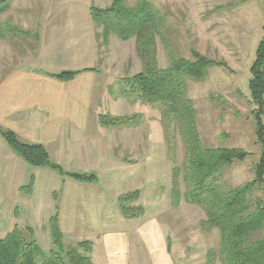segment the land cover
Instances as JSON below:
<instances>
[{"label":"crops","instance_id":"crops-1","mask_svg":"<svg viewBox=\"0 0 264 264\" xmlns=\"http://www.w3.org/2000/svg\"><path fill=\"white\" fill-rule=\"evenodd\" d=\"M10 2L7 10L13 6V0ZM60 7L62 0H21L11 13L15 17L13 23L21 24L25 33L22 38H17L23 49H18L17 56L8 62L4 55L13 50L8 47L12 51H6L0 37V126L13 130L22 141L43 144L49 154L58 151L68 156V151H72L69 156L83 163L88 160L89 164L103 162L102 165L119 167L125 164L131 167L155 165L157 148L153 127L152 131L148 129L151 126L147 125L149 120L143 122V128L141 124L128 123L121 127L104 126L99 121V116L104 113L128 116L138 110L139 101L122 94L125 69L122 70L123 65L120 67L113 59L111 39L104 38L102 29L89 12L84 15L66 13L69 11ZM56 8L58 13H49ZM17 11L19 14H15ZM122 42L118 44L120 52ZM55 69L79 72L69 80H60L50 75L58 73ZM139 133L149 135V140ZM97 135L103 140L97 141ZM156 140L160 152L159 133ZM10 158L13 173L18 171V166L22 168V174L23 169L26 172L30 164L24 159V163L19 161L13 153L1 158L0 165L6 166ZM35 170L36 174L29 176L33 177V185L27 198L35 200L44 195L47 198L45 211L54 206L58 208L59 227L68 242L92 241V264H185L187 252L192 258L189 250V240H194L192 230H186L185 224L183 227L176 224L177 227L172 229V220L167 214L177 215L175 208L170 212L161 207V201L157 199L152 204L144 201V186H138L139 197L135 203L143 210L139 216L124 218L117 201L108 218L101 203L104 200H98L107 195L108 186L100 181L102 177L96 175L93 182L64 179L59 183L53 169L38 166ZM156 176H153V182H158ZM148 180L151 182V176ZM60 185V195H55ZM90 186L99 189L87 192L93 202H90V216L83 218L77 216L76 203L78 197L84 196L85 187ZM93 206L97 213L92 216ZM41 213L40 208L34 209L35 219H39ZM51 216L48 214L41 226H47ZM79 223L82 225L78 226ZM183 231L185 235L180 236ZM200 238L201 233L195 239Z\"/></svg>","mask_w":264,"mask_h":264},{"label":"rangeland","instance_id":"rangeland-1","mask_svg":"<svg viewBox=\"0 0 264 264\" xmlns=\"http://www.w3.org/2000/svg\"><path fill=\"white\" fill-rule=\"evenodd\" d=\"M125 1L128 6H133L137 0ZM148 1L156 9H154V15L159 12L163 18L160 25L161 34L155 36L158 66L166 67L169 64L170 52L176 57L191 58V51H197L214 60L223 59L233 69V73H230L221 67H211L205 79L200 81L189 80L188 95L196 109L197 125L203 145L239 147L249 153L243 161L234 162L223 169L221 172L222 181L230 186H237L251 180L253 178V166L259 158L260 146L255 140L254 123L251 116L252 105L247 89V70L253 59L254 49L264 22V11L260 2L257 0ZM110 2L111 0H62L60 9L65 8L69 11L66 13L84 15L89 12V4L105 7ZM20 3L21 0H13L12 8L0 14V24L1 26L4 25L1 30L4 36L2 35L1 40L5 42L6 51L11 50L10 47L13 50H11L13 53L7 52L6 57L4 55L6 62L11 61L13 57L15 58L18 49L22 48L18 39L22 38L24 34L16 30L12 33L11 29V32L7 29V27L14 25L23 31L20 28L21 24L18 26L13 23L15 17L14 14H11ZM19 12L17 11L15 14H19ZM31 12L35 11L31 10ZM58 12L57 8L49 11V13ZM108 38L111 39L110 47L112 48L113 59L120 67L123 65L122 70L125 69V77L139 72L142 69V61L136 49L135 37L121 39L117 34L110 33ZM120 40L123 41L121 52L118 46ZM120 53H122L121 56ZM60 71L56 70V72ZM122 86L125 88L124 83ZM122 94L139 101L136 108L138 110L131 115H126V122L129 125L141 124L140 127L143 128V122L149 120L147 123V125H151L148 128L149 131H152L153 127L155 147L157 148L154 155L155 160L153 159L155 165L145 164L142 167H131L125 164L119 167L117 165H102L103 162L89 164L88 160L82 158L86 160L85 164L83 161L71 158L69 155L72 154V151H68V156L58 151H50L51 159L60 164L64 170L78 173L87 171L102 177L100 181L108 186L107 198H99L98 200H104L101 203H103V209L107 210L108 218L113 205L118 201L116 197L119 192L124 193L138 189V186L140 188L144 186V201L147 200L146 202L152 204V201L157 199L161 201V207H166L170 212L175 208L177 215L170 216L167 214L168 219L172 220V229L176 224L178 227H183L185 224L186 230H192L194 236L192 240H194H189L192 258L187 252V260L184 263L209 264L206 260L207 251L210 249L217 251L219 231L216 227L207 229L203 223L206 219L204 208L197 203H190L184 196L186 191V183L183 179L185 147L180 135L172 126L168 129L163 127L157 108L142 103L137 96L128 95L124 90ZM143 111L146 113H142ZM124 125L126 124L112 125V127ZM158 133L160 152H158L156 140ZM139 136H144L145 139L149 140V135L139 133ZM102 140L101 136L97 135V141ZM112 150L121 154L119 150ZM11 153L17 155L19 161L24 163L23 158L0 135V159H4ZM12 164L10 158L6 166L0 165V232H8L15 223L21 226H31L37 243L44 252H47L52 246L50 228H47L49 225L47 222V226H41V224L48 214L50 216L58 212V208L54 206L45 211L47 198L44 195L41 198L36 197L35 200H29L28 194L24 193L27 188L22 187L28 185L30 174H36V167L27 164L28 168L26 172L23 169L22 174V168L18 166V171L13 173ZM174 169L177 170L176 173H173ZM51 171L58 177L59 183L63 182L64 179L75 181L71 177H63L56 171ZM156 173L159 175L156 176ZM174 174L177 183V195H179L177 205L171 203L173 197L176 196L175 193H171ZM149 176H151V182L148 180ZM153 176L159 178L158 182H153ZM48 180L49 183L52 182L51 179ZM65 188H68L67 185ZM60 189L61 185L54 194L60 195ZM90 189L98 190L99 188L95 186L85 187L84 196L82 195L77 199V216L81 215L83 218L90 216V202H93V199L87 196H91L87 193ZM156 193H158L157 197H155ZM115 195L117 196L115 197ZM49 198L51 197L49 196ZM32 201H36L34 205L31 204ZM39 208L42 213L39 219H35L33 211ZM94 213H97L95 206L92 209V216ZM72 216L75 217L76 215L72 214ZM80 225L82 224L79 223L78 226ZM200 233L202 238L195 239ZM184 235L185 232L183 231L180 236ZM183 248L184 246H181V249ZM210 264H219V258L214 256Z\"/></svg>","mask_w":264,"mask_h":264},{"label":"trees","instance_id":"trees-1","mask_svg":"<svg viewBox=\"0 0 264 264\" xmlns=\"http://www.w3.org/2000/svg\"><path fill=\"white\" fill-rule=\"evenodd\" d=\"M10 0H0V14L9 8ZM260 2L264 11V0ZM154 7L148 0H137L128 6L125 0H111L105 7L90 5L93 21L102 28V35L110 33L121 39L135 37V45L142 61V69L132 76L123 77L124 92L137 96L142 103L157 108L163 127L174 128L185 147L183 179L186 183L184 196L190 203L204 208L205 227H216L219 231L218 249L207 251V262L217 256L219 264H264V22L248 67L247 89L252 105L255 140L260 146L259 158L253 166V178L237 186L222 181L221 172L234 162L243 161L249 153L239 147L203 145L196 117V109L188 95L189 80L206 78L211 67L217 66L233 73L223 59L214 60L191 51V58L176 57L169 53V64L158 66L155 36L161 34L163 21L154 15ZM156 10V9H155ZM4 26V25H3ZM0 24V36L3 35ZM12 33L20 31L16 26L7 27ZM79 70H63L51 76L60 80L71 79ZM126 116L101 114V125L126 124ZM125 119V120H124ZM0 135L7 144L27 163L34 167L47 166L63 176L82 182L96 181L92 172H70L53 161L41 143L25 142L16 133L0 126ZM177 170L174 169L173 173ZM172 179L171 203H179L177 183ZM30 178L25 194L32 191ZM259 191V193H257ZM173 195V194H172ZM139 190L126 191L118 196L120 213L132 218L142 213V207L134 202ZM52 246L44 252L37 243L30 226L14 224L6 233H0V264H92L90 239L68 242L58 223L57 212L49 219Z\"/></svg>","mask_w":264,"mask_h":264}]
</instances>
